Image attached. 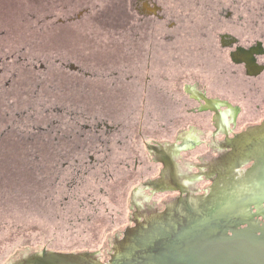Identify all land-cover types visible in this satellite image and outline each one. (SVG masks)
Wrapping results in <instances>:
<instances>
[{"label": "rangeland", "instance_id": "rangeland-1", "mask_svg": "<svg viewBox=\"0 0 264 264\" xmlns=\"http://www.w3.org/2000/svg\"><path fill=\"white\" fill-rule=\"evenodd\" d=\"M155 1L166 21L140 20L132 0H87L88 15L69 25L80 9L67 0H0V264L39 232L52 248L101 244L128 183L149 170L140 133L169 141L203 114L191 88L241 106L257 95L209 32L230 10L242 33L237 18L264 17V0H217L212 14L211 0ZM100 10L120 21L100 26ZM57 104L83 127L119 125L109 135L115 161L99 164L107 147L95 140L61 166L65 135L80 138L64 120L55 127Z\"/></svg>", "mask_w": 264, "mask_h": 264}, {"label": "flooded vegetation", "instance_id": "flooded-vegetation-1", "mask_svg": "<svg viewBox=\"0 0 264 264\" xmlns=\"http://www.w3.org/2000/svg\"><path fill=\"white\" fill-rule=\"evenodd\" d=\"M67 2L71 7L76 6L80 9L73 18L68 19L69 25L80 23L89 13L87 6L90 5L84 3L87 0H67ZM132 2L133 11L140 20L168 19L166 14L164 16L162 5L155 0H132ZM139 3L141 8L138 7ZM210 4L211 14L213 9L216 12L218 6H221L217 0H211ZM232 4L230 3L228 7L231 8ZM259 9L263 10L264 6H259ZM114 11L108 17L109 14L104 15L105 10H100L98 21L105 23L118 20L119 18L113 16ZM227 12L228 15L225 16L227 24L213 17V12L211 22L217 20V23L211 26L209 37L211 38L212 35L218 37L214 41L218 42L222 50H227L228 68H232V72L240 69V73L251 88L249 92L256 87L257 95L253 94L247 98L245 106H241L228 97L214 95L199 87L195 89L190 87L196 96V102H199L195 105L196 111L209 112V120L201 117V123L202 125L205 122L209 123L211 129L207 130L196 125L190 133L179 134L169 145V148L172 147L171 150L161 151L155 145L146 144L147 148L152 147L155 154H160L163 159L158 162L161 166L157 175L143 185L149 188L151 193L176 192V195L162 199L160 205L164 210L165 205L172 199H176L177 205L183 210L188 206L199 208L203 204L208 205V202L212 205L225 204L223 201H228L232 205L229 209L234 217L232 219L234 223L229 222L226 226L219 227L229 236L237 232L264 237V17H257L256 22L251 17L246 22L243 21L245 20L243 17L237 18V21L243 25L241 33L232 29L233 17L230 10ZM251 13L248 9V14ZM59 20L60 23L67 22L63 18ZM62 30L55 34L60 37ZM200 34L204 38L208 37L206 32ZM69 67L71 68L70 65ZM72 68L73 71L82 72L79 66ZM222 71H226L225 68ZM105 125L108 128L105 133L111 134L117 130L110 129L111 126L108 124ZM106 136L104 134L103 137ZM201 146H204V152L198 153L197 157L195 156L197 159L192 163L189 162L190 167L187 169L182 167L183 172L179 173L177 168L175 169V161H171L172 157L170 158L168 153L181 156L184 152L188 153ZM179 163L181 162L178 161L177 164ZM138 196L141 198L140 195Z\"/></svg>", "mask_w": 264, "mask_h": 264}, {"label": "water", "instance_id": "water-1", "mask_svg": "<svg viewBox=\"0 0 264 264\" xmlns=\"http://www.w3.org/2000/svg\"><path fill=\"white\" fill-rule=\"evenodd\" d=\"M201 117L209 120V112L169 141L140 133L149 170L128 183L101 244L52 248L39 232L34 239L24 238L5 264H264V237L237 232L229 236L219 227L234 223L230 202L206 201L208 205L183 210L172 199L164 210L162 199L176 192L151 193L143 185L157 175L163 159L145 145L171 150L177 136L190 133L196 125L211 129L209 123L202 125ZM203 150L201 146L183 157L168 154L181 173Z\"/></svg>", "mask_w": 264, "mask_h": 264}, {"label": "trees", "instance_id": "trees-1", "mask_svg": "<svg viewBox=\"0 0 264 264\" xmlns=\"http://www.w3.org/2000/svg\"><path fill=\"white\" fill-rule=\"evenodd\" d=\"M120 9L121 8H119V10ZM90 10L91 9H89V11ZM108 11H109V9H108ZM250 11L252 12L253 10L250 9ZM104 15L107 16V13L105 12ZM249 16H252V14H250ZM117 18H119V17H117ZM117 21L119 22L120 21V18ZM115 22H116V20H112L111 22H105V23L99 22V25L100 26L102 24H104V25L107 24L108 25V24H112V23H115ZM214 62H216V58L214 59ZM60 101H58L59 102L58 104H60V103L63 104V102L65 103V101H61V102ZM58 104L56 105L58 107V109H56L55 108L56 106H55L54 109H53V111H52L53 116H57V117H54L53 118V121H54L53 124L55 125V127H57L58 124L60 125L61 124V121L64 120L65 123H66V127L69 126V128H68L69 130L72 129L71 125H73V126L75 125L76 128H77V131L75 130L76 131V138H80V139H77L78 141H76V142H74V143L71 144L70 143V140H71L72 136L69 135V134H66L65 135V137H66L65 142L67 144V148L69 147L68 148V152H69L68 154H69V156L64 155V152L62 154L59 153V160H62L63 161V163H62L61 166H63V165H64V167L67 166L69 164V160H71V161H73L74 159L77 160L78 157L76 155H77L78 151H81L85 147H90L92 145H95L96 144V141L98 142V144L100 145V147L106 146L108 148V149L107 148H105V149L102 148L101 151L106 156V159L104 160L102 158V160H99V164H102L103 165V161L106 162L107 159H111V161H115V159H112V157H111V156H115V150L113 148H110V147H114L116 149V145H112L111 139L109 138V135H110L109 132L108 133L107 132L106 133L104 132L105 130H108L107 125H105V124H108V123L107 122H103V124H102L101 122H99L98 119H96V120L93 119V121H91L90 123H87L86 122L87 123L86 126L83 127V124H81L82 123L81 120L79 121L77 119H74V117L73 116H70V114L68 113L67 108H61V105H58ZM63 116H66V118L65 119L62 118ZM110 126H111L110 129H112V128L113 129H116V127H118L119 125L118 126H116V125L115 126L110 125ZM81 132H83V133H81ZM101 132H103V133H101ZM104 134L107 135V136L106 137H103ZM123 142H125V141L123 140ZM123 142L122 141L121 142L118 141V143H120L119 144V148H122V149L124 148ZM116 144H117V142H116ZM102 152H100V153H102ZM90 159H91V157H90ZM56 160H57V158H56ZM91 162L94 163L93 160ZM56 163L57 162H55V164ZM84 165H86V163ZM132 168H133V166L131 165L130 169H132ZM105 171H106V169H103V173ZM77 175H80V172H78ZM53 178H55V180L57 179L55 174H53ZM77 178L78 177H74L73 178L74 181H76ZM65 199L67 201V198L66 197H65Z\"/></svg>", "mask_w": 264, "mask_h": 264}]
</instances>
